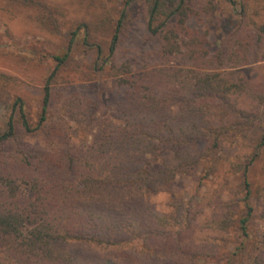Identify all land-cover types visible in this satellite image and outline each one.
Segmentation results:
<instances>
[{
  "label": "trees",
  "instance_id": "obj_1",
  "mask_svg": "<svg viewBox=\"0 0 264 264\" xmlns=\"http://www.w3.org/2000/svg\"><path fill=\"white\" fill-rule=\"evenodd\" d=\"M143 1L146 28L158 40L154 56L181 65L133 72L119 61L123 26L135 2L125 0L108 47L88 34L82 38L97 54L95 70L111 63L114 77L113 116L99 120L90 142L49 136L53 146L46 149L24 141L46 128L54 77L88 24L80 23L65 52L53 56L36 125L19 93L25 82L0 71V264H197L220 252L235 223L248 236L251 196L264 224V184L253 189L249 181L256 162L264 174V127L257 121L264 82L245 68L252 38H226L211 52L190 23L217 21L215 0ZM208 158L213 161L205 175L221 163L239 173L244 214L237 217L216 190L176 200L171 217L147 200ZM206 207L209 215L199 222ZM237 249L240 264H264V226L260 238Z\"/></svg>",
  "mask_w": 264,
  "mask_h": 264
},
{
  "label": "rangeland",
  "instance_id": "obj_2",
  "mask_svg": "<svg viewBox=\"0 0 264 264\" xmlns=\"http://www.w3.org/2000/svg\"><path fill=\"white\" fill-rule=\"evenodd\" d=\"M124 1L0 0V71L25 82L19 93L32 125L38 122L43 87L56 64L53 56L65 52L71 32L80 23L88 24L87 32L80 28L67 60L54 77L46 128L38 135L25 138L26 143L50 149L53 144L47 141L49 136L67 138L71 144L90 142L99 120L112 118L115 108V98L110 90L114 80L110 75L112 65L107 63L101 72L96 71L97 54L82 44V38L88 34L92 37L90 39L108 47L113 23L124 9ZM239 2L240 5H231L226 0H215L217 21L211 26L191 22L190 30L194 37L207 39L211 52L220 48L226 38H252L254 44L249 48V63L245 68H253L257 75L255 81L264 82V0ZM241 8H244V14ZM128 12L129 19L123 26L117 51L119 61H127L133 72L148 66L181 65L154 56L158 40L151 37L146 28L144 1L135 0ZM230 25L234 26L233 32L226 28ZM259 115L261 118L257 121L264 127V107ZM212 161L213 158H208L193 167H186L177 174L169 189L150 192L147 200L157 211L171 217L176 200H187L192 196L199 198L216 190L224 201L232 204L231 210L237 217L244 214L245 208L240 200L244 189L239 173L221 163L205 175ZM249 181L253 189L264 184L261 162L251 167ZM249 202L254 210L247 224L248 236L245 237L235 223L228 243L220 252L214 257H201L197 264H240L242 255L237 248L243 242L260 238L264 226L261 205L253 196ZM209 212L210 208L206 207L199 214L198 221L203 222Z\"/></svg>",
  "mask_w": 264,
  "mask_h": 264
}]
</instances>
